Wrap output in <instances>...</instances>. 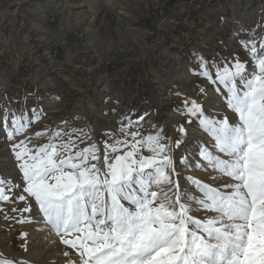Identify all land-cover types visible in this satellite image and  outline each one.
<instances>
[{
  "label": "snow or ice",
  "instance_id": "obj_1",
  "mask_svg": "<svg viewBox=\"0 0 264 264\" xmlns=\"http://www.w3.org/2000/svg\"><path fill=\"white\" fill-rule=\"evenodd\" d=\"M234 37L247 60L197 54L190 69L230 110L185 99L186 123L198 122L204 133L192 148L184 147L190 138L184 124L173 135L153 124L143 135L138 126L150 114L131 111L120 115L119 135L108 131L99 140L82 129H58L30 146L28 132L42 109L20 111L5 101L0 136L17 174L0 175V211L24 202L11 212L28 213L20 223L67 246L63 264H264V29L241 28ZM0 264L29 262L0 258Z\"/></svg>",
  "mask_w": 264,
  "mask_h": 264
},
{
  "label": "rangeland",
  "instance_id": "obj_2",
  "mask_svg": "<svg viewBox=\"0 0 264 264\" xmlns=\"http://www.w3.org/2000/svg\"><path fill=\"white\" fill-rule=\"evenodd\" d=\"M44 1L0 2V107H4L5 101H9L12 108L20 111L33 107L42 109L41 119L34 121L28 132L31 137L30 146L48 142L50 132L58 129H82L91 132L93 139L99 140H103L104 133L108 131L119 135L117 121L121 114L131 111L133 116L145 112L150 114L138 126L143 135L154 131L153 124L160 126L161 117H165V123L173 130L179 124H184L190 135L184 147L192 148L195 146V138L204 133L197 127L198 122L192 125L186 123L188 117L180 111L185 99H194L205 109L230 115L225 101L214 92L212 86L190 71L198 63L197 54L207 60L219 61L221 57L230 60L233 56L242 61L247 60L249 57L246 50L234 37V33H239L241 28L249 33H260L264 29V0H250L248 6L244 5L245 0H238L232 14L224 16L213 25V29L219 25L225 27L228 19L229 29L222 31L218 41H206L205 47H199L198 43L193 42L196 29L191 32L188 25L184 31L180 29L178 32L168 33L167 37L158 36L159 42L167 40L168 43L163 44V50H160L161 44L157 49L150 50L149 57L143 62L146 54L142 46L144 35L149 38L147 43L150 45L159 30L158 24L177 9L176 6L180 10L183 8L185 12L192 11L186 8L188 0H110L115 5L122 6L124 21L134 26L132 30L127 29L118 17L111 15L108 7L99 5L105 0H66L71 10L81 12V18L93 17L88 29L83 24L79 27L65 25L67 11L54 6L45 10L40 17L38 8ZM212 2L206 5L209 6ZM211 23L213 21L209 25ZM38 25L42 28H38ZM210 28L200 34L201 40L213 31L212 25ZM148 30L151 31L150 34ZM109 41L117 43L110 48L111 54L106 55L109 53ZM174 42L184 43L186 49L170 47ZM214 43L217 44L216 47ZM37 44L40 47L36 48ZM191 46L193 48L189 50ZM165 57L167 61L160 63V58ZM107 60L112 62L108 63ZM132 62V65L122 68L124 64ZM184 67L189 71V79L181 77ZM159 68L164 73L161 70L159 73ZM202 87L206 88L204 94L200 93ZM157 92L164 93L158 95ZM171 111L175 117H166L165 113ZM168 127L167 133L172 132L173 135L174 131L168 130ZM38 131H44L45 135L36 137L35 133ZM84 146L86 144H80V147ZM9 148L10 144L0 136V157H3L0 158V175L12 174L15 177L16 170H4L3 162L7 159L4 158V152H9ZM143 151L144 154H149L146 149ZM189 174L203 175L199 172ZM7 205H3L5 211H0V230L8 232L11 239L9 247L3 246L0 240L2 257L36 263L31 257H35L34 252L39 249L40 255L35 257L41 259L39 264H63L61 252L68 250L67 246L56 245L46 240V236L41 239L42 244L37 249L25 251L21 247L24 242L20 233L26 223L19 221L29 214L11 212ZM12 205V208L25 206L24 202ZM5 212L8 219H5ZM33 226L38 227L35 224ZM26 255L31 256L30 259Z\"/></svg>",
  "mask_w": 264,
  "mask_h": 264
},
{
  "label": "crops",
  "instance_id": "obj_3",
  "mask_svg": "<svg viewBox=\"0 0 264 264\" xmlns=\"http://www.w3.org/2000/svg\"><path fill=\"white\" fill-rule=\"evenodd\" d=\"M179 1V0H177ZM181 1V0H180ZM238 0H214L209 6L206 5V7H202L201 10H195L193 8H190V7H187L186 8H189V9H192L191 12H185V10L183 8H181V10L179 9V6H176L177 9H175L174 11H172L167 17H164L160 23L158 24L157 28L159 30L156 31V35H155V39L151 40V43L150 45H148L147 41H149V38L145 37L144 35V32H143V43H142V46H143V49L144 51H146V54L144 55V59L143 62L149 57L148 54L150 52V50H153V49H157V47L159 46L160 47V50H163V44H166L168 43V41H164L162 43L159 42V40H157V37L160 36V35H163L164 37H167L168 33H173V32H178L180 29L182 31H184L185 27L189 25V30L191 32L195 31L194 33V38H193V42L195 44H197L199 47H205L206 46V41H210V40H214L217 41L220 39V34H222V31L224 29H229V25H228V19L227 21L225 22V27L219 25V27H215L214 26V29H213V25L216 21H221L224 16H228V14H232V11L233 9L237 6V3ZM245 6H248L251 1L250 0H245ZM239 3V1H238ZM211 25H212V32L209 33L208 37L207 38H204V40H201V36L200 34L203 32V31H207L210 28L211 25L210 22H212ZM218 25V24H217ZM183 28V29H182ZM232 31V29H230ZM208 39V40H207ZM98 41H101V40H98ZM97 43V42H96ZM117 42L116 41H109V49H108V52L109 53H106L107 54H111V50L110 48L114 46V44H116ZM217 43V42H216ZM216 43H214V47H216ZM100 44V42L98 43ZM184 43H179V42H174V44H171L170 47L174 48V47H177V48H185V46L183 45ZM145 47V48H144ZM166 48L169 47L168 46H165ZM191 48H193V46L189 47L188 49L190 50ZM186 49V48H185ZM182 53V52H181ZM119 54V53H118ZM114 57H117V56H114ZM114 57H111V58H114ZM161 59V62L163 61V63H165V61H167V58L165 57L164 59L163 58H160ZM163 59V60H162ZM137 60V59H136ZM141 60V62H142ZM120 61V60H119ZM131 61V60H129ZM138 61V60H137ZM133 62L131 64H124L123 67L125 66H128V65H132ZM161 69L159 68L158 71L159 73L162 71H160ZM186 70L188 72V76H182V72ZM183 71L181 72V77L183 79H189L190 77V74H189V71L186 67H184ZM163 72V71H162ZM164 73V72H163ZM158 95L159 94H163L162 92H157ZM166 93V92H165Z\"/></svg>",
  "mask_w": 264,
  "mask_h": 264
},
{
  "label": "bare ground",
  "instance_id": "obj_4",
  "mask_svg": "<svg viewBox=\"0 0 264 264\" xmlns=\"http://www.w3.org/2000/svg\"><path fill=\"white\" fill-rule=\"evenodd\" d=\"M194 1L195 0H188V2L186 3V6L187 7H190V8H193L195 10H199L204 5L209 4L213 0H198V4L199 5L196 6V7H192V4L194 3ZM0 2H1V0H0ZM92 5H94V4L92 3ZM99 5L100 6L102 5L103 7H105V6L108 7L110 9L111 15H115L116 17H118L119 21L122 22V24H125L127 29L132 30V28H134V26H132V24L127 23V22L124 21L125 12H124V10H123V8H122V6L120 4L115 5L113 1L105 0L104 2H102ZM53 6L56 7L57 9L66 10L67 11L68 16H67V19L65 21V25L72 26V27L73 26L79 27L80 25L83 24L86 27V29H88V28L91 27V23H92L93 17H90V19L81 18L80 17V15H82L81 12H79V11L75 12V11L71 10L67 6L66 0H54V1L45 0L44 3H43V5L40 7V9L38 8L39 16L41 14H43L45 10L50 9ZM90 10L92 11V9H90ZM75 14L78 15L79 17H77ZM73 18H76V19L73 20ZM72 22H74V23H72ZM38 26H39L38 28H40V29L42 28L41 25H38ZM35 47L38 48L40 46L37 44V46H35ZM0 53H1V49H0ZM32 53H33V51L30 52V54H32ZM49 60L51 62L50 57H49ZM182 76H186L187 77L188 76V72L186 70H184L182 72ZM211 94H212V92L210 91L209 92V95H211ZM165 116L166 117H169V116H174L175 117V115H174V113H172V111L171 112H168V113H165ZM164 119H165V117L164 118L161 117L159 119V124H163L166 127H168L167 124L165 123L166 120L164 121ZM167 129L168 130H173V129H170L169 127ZM171 133H168V134L171 135ZM0 158H3V157H0ZM4 158H7L3 162L4 170L6 172L8 171L7 169L16 170L15 173H17L16 162L14 161V158L11 156V154L8 151L4 152ZM7 206L9 208H12L13 207L12 204H10V205L8 204ZM22 227H23V232H27L28 233V236L26 238V241L23 239L24 244L25 243L27 244V250L28 251H31L32 249H37L38 246H40L42 244L41 243L42 242L41 239L44 238L45 236H46V240H50L51 242L55 243L56 245H60V243L58 242V238L54 234H49L47 232V230L38 231L37 228H34L33 224H30V223L23 224ZM10 239H11V235L8 232H5V231L0 230V240L2 241L3 246L9 247L10 246ZM34 254L36 255L35 257H38L40 255L39 249L38 250H35ZM26 257H27V255H26ZM29 257H31V256H28L27 258L30 259ZM35 257H31V259L33 258V260L36 263L30 262L29 264H39L41 262V259L35 258ZM0 258H3V257H0Z\"/></svg>",
  "mask_w": 264,
  "mask_h": 264
},
{
  "label": "built area",
  "instance_id": "obj_5",
  "mask_svg": "<svg viewBox=\"0 0 264 264\" xmlns=\"http://www.w3.org/2000/svg\"><path fill=\"white\" fill-rule=\"evenodd\" d=\"M199 4H198V0H195L194 1V3L192 4V7H196V6H198ZM151 33V31L150 30H148V34H150ZM108 61V60H107ZM110 62H112V61H108V63H110Z\"/></svg>",
  "mask_w": 264,
  "mask_h": 264
}]
</instances>
